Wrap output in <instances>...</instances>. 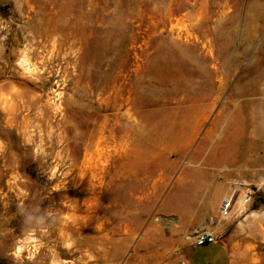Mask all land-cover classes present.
<instances>
[{
	"label": "rangeland",
	"instance_id": "rangeland-1",
	"mask_svg": "<svg viewBox=\"0 0 264 264\" xmlns=\"http://www.w3.org/2000/svg\"><path fill=\"white\" fill-rule=\"evenodd\" d=\"M0 83V264L72 260L49 221L71 194L130 232L117 264L156 214L151 264H188L209 227L232 264H264V146L204 165L231 121L264 144V0H0ZM203 166L198 204L162 210Z\"/></svg>",
	"mask_w": 264,
	"mask_h": 264
},
{
	"label": "bare ground",
	"instance_id": "bare-ground-1",
	"mask_svg": "<svg viewBox=\"0 0 264 264\" xmlns=\"http://www.w3.org/2000/svg\"><path fill=\"white\" fill-rule=\"evenodd\" d=\"M23 63L28 64V60L23 61ZM263 105H264V101H263ZM170 122L171 121H169V123ZM244 132L245 130L243 127L239 128L237 131L236 130L233 131L232 121L228 123L227 127L224 129L223 138L222 137L219 138V143L227 142L228 144H230V148L216 149L214 154L208 157L206 161L209 162L215 161L223 164L224 161L223 158H225L226 162L238 163L243 158L242 155L243 152L240 151L239 145L242 146L243 144H248L249 148H251V153L252 152L254 153L257 149H260L262 146L261 142H256L251 139H248L247 143L245 142L246 140H245ZM160 133L159 135H161ZM169 133L168 135L171 134ZM203 188H204V183H201L199 186L195 188V191L200 192L201 190H203ZM190 189L189 187H187L186 189L181 190L180 193L178 192L176 196L173 195L174 197L169 198L165 202V204L162 205L163 206L162 210L166 212H174L181 214L183 213L181 212L182 209L185 210L186 208H190L192 205L191 197H190L192 195H189ZM83 196L72 195V194L65 196L64 198H66L68 202L72 204V205L69 204V208L72 211V213L63 214V211L59 210L58 212L53 213L49 218V221L53 225L51 226L56 227L54 228L55 229L54 232H56L57 234L56 242L60 240L66 242V247H67L66 251L71 257H73L72 260L66 263L53 262V264H117L119 260L122 258L123 253L125 252L127 242L131 240V234L128 230H124L125 228L122 229V224L117 220H112V222L104 221L98 223L97 221L101 217L97 218V215L92 214L93 208L97 206L95 203V198H84ZM73 203H76L80 206L73 205ZM153 219L156 220L153 221L151 226H149L146 229L145 233L142 235L141 240L136 245L133 254L129 257L126 264H151V260L149 259V257L140 256L139 252L141 250H144L143 247L147 246L148 244L151 243L158 244V242L161 241L163 242L164 238L161 236V228L160 226H158V224L164 225V224H168L169 222L168 219L164 220L160 218L157 214L154 215ZM155 236L159 239V241L158 239L155 240L153 238ZM39 252L40 255H42V251H40V249ZM64 254L66 255V253Z\"/></svg>",
	"mask_w": 264,
	"mask_h": 264
},
{
	"label": "crops",
	"instance_id": "crops-1",
	"mask_svg": "<svg viewBox=\"0 0 264 264\" xmlns=\"http://www.w3.org/2000/svg\"><path fill=\"white\" fill-rule=\"evenodd\" d=\"M245 140H246L245 142L247 143L248 138H246V136H245ZM262 146H264V144ZM239 148H240V151L243 152V154H242L243 158L241 159V161L238 163L227 162V164L237 165L240 163H247V165L248 164L250 165L249 158L251 156V148H249L248 144H243L242 146L239 145ZM204 165L211 166L214 164L209 162V161H205ZM194 175H195L194 177L197 180L195 182V184L192 186H185L182 188V190L186 189L187 187H189V189L191 188L189 195H192V196H190L192 205L190 208H186L183 211V213L185 211H187V209L189 210L198 204L197 199L199 198V194L202 190L200 192H196L195 188L197 186H199L201 183H204V188L207 187L205 182L209 178V176H208L207 172L205 171L204 166L198 172H194ZM200 181H201V183H200ZM208 186H210V185H208ZM201 206L203 207L204 205H201ZM209 229L214 231V233L217 236V241L215 243L206 244L203 246H197L195 243H193L191 248H190V251L187 255L188 264H232L231 251H230L228 245L225 243V241L223 239H221L220 234L217 230V227H209Z\"/></svg>",
	"mask_w": 264,
	"mask_h": 264
},
{
	"label": "built area",
	"instance_id": "built-area-1",
	"mask_svg": "<svg viewBox=\"0 0 264 264\" xmlns=\"http://www.w3.org/2000/svg\"><path fill=\"white\" fill-rule=\"evenodd\" d=\"M239 189L240 185L234 184L230 194L222 199L219 205V215L222 219H227L231 215ZM211 222L214 224V219H211ZM216 241L217 236L211 229L201 231L195 238V244L197 246L215 243Z\"/></svg>",
	"mask_w": 264,
	"mask_h": 264
}]
</instances>
